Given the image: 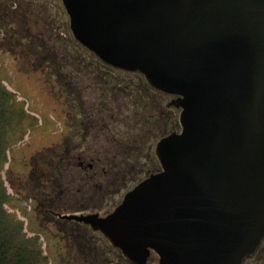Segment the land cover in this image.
<instances>
[{
    "label": "water",
    "instance_id": "95a60500",
    "mask_svg": "<svg viewBox=\"0 0 264 264\" xmlns=\"http://www.w3.org/2000/svg\"><path fill=\"white\" fill-rule=\"evenodd\" d=\"M76 39L179 95L162 169L90 224L132 264H245L264 238V0H63Z\"/></svg>",
    "mask_w": 264,
    "mask_h": 264
},
{
    "label": "rangeland",
    "instance_id": "374dc122",
    "mask_svg": "<svg viewBox=\"0 0 264 264\" xmlns=\"http://www.w3.org/2000/svg\"><path fill=\"white\" fill-rule=\"evenodd\" d=\"M69 21L62 0H0V86L12 94L0 159V186L8 195L4 207L11 222L21 226L20 238L38 253L40 264H132L103 233L59 213H108L142 179V173L130 175L128 170L134 163L143 164L148 148L153 144L154 150L164 134L163 118L148 119L161 95L145 85L128 87L127 122L136 123L134 106L143 97L149 110L140 107L141 128L134 126L130 133L132 128L126 125L124 135L120 131L131 139L130 149H144L141 153L136 149L130 160L120 154L115 161L119 177L76 176L80 173L73 164V140L83 111L102 98L101 87L93 81L109 73L137 76L100 64L95 53L76 39ZM73 59L94 64L79 71ZM101 126H106L107 136L115 135V123ZM153 150L146 162L155 168L160 162ZM245 263L264 264V240ZM147 264H159V255L152 252Z\"/></svg>",
    "mask_w": 264,
    "mask_h": 264
},
{
    "label": "flooded vegetation",
    "instance_id": "af4514ba",
    "mask_svg": "<svg viewBox=\"0 0 264 264\" xmlns=\"http://www.w3.org/2000/svg\"><path fill=\"white\" fill-rule=\"evenodd\" d=\"M66 12L68 13L67 9ZM69 20H70V15H69ZM69 24H70V29L72 30L71 21H69ZM98 60L101 61L100 64L106 67L120 71H127L129 73L136 74L135 76H137L136 78L130 75L131 77L127 78V77H119L118 74L109 73V74H104L100 78L93 81L99 87H101V89H98V91L102 93V98L97 99L96 101L93 100L92 104L89 107H86V109L84 110L85 112L83 111V115L85 116L84 119H82L80 122L79 120H77V122H79V125L76 136H78L79 134L83 138L82 140H78V137L75 136L73 140V164L74 167L80 173V174L75 173V175L83 176V177L86 176L92 179H100L101 177L106 176V178H109L110 180L112 177L117 178L120 176L118 172L119 170H117L118 163L115 162L118 159V157H120V154L124 155V161L126 159L130 160L128 159L129 156H135L136 149H138L136 147L134 149L129 148L130 145H132V143H131V139L126 140V138L123 136L124 129L126 128L125 126L128 125L130 128H132L129 131L130 133L134 131L133 129L134 126L141 128L140 127L141 123L137 116L141 112L140 107L144 108L145 111L149 110V103L147 102L146 98L143 97L142 99H140L138 103H136V105L134 104L135 105L134 108L137 109L136 123L131 124L127 122L126 120V117H128L127 112L131 108V105H129L130 102L126 100L127 89H129L128 87H133L137 85L135 87L142 88L145 85L152 88V90L158 91L161 95L160 98L156 97L158 103L156 105L154 104L157 110L155 109L156 111L150 114L151 116H149L148 119L153 120L155 122L158 119V117L163 118L164 119L163 124L165 128L164 134H162L159 137L158 141L156 142L154 150L152 147L153 144H151V146L148 148L149 151L145 154V156H147L145 157L146 161L147 159L150 158L149 155H151L152 150L155 153L157 159L159 160L156 153V147L159 140L162 137L170 134L173 131H181L182 124L180 117H181L182 107L174 103V101L178 98L179 95L156 88L147 80L146 76L141 71L129 70L115 66L113 64L106 62L100 57L98 58ZM75 61L76 60L73 59V64L76 65L75 68L76 69L78 68L79 71L83 70L84 68L88 70L89 66L94 64L93 62L88 61L86 59L80 60L78 62ZM135 80H138L139 82L135 83ZM125 82L127 83V85L125 84ZM173 119L174 120L177 119L176 124L172 123ZM101 122L105 124L115 123V126H117V128L115 127V129H117L115 131V135L113 134L111 136H107L109 134L106 135L105 133L106 126H101ZM122 128L124 129L122 130ZM121 130L123 135L120 132ZM104 133L105 135H103ZM105 136H107V141L101 142L102 138L103 139L106 138ZM143 149L144 147L138 150H140L141 153ZM146 161L144 160V162H142L143 164L140 165L134 163L133 168H130L128 170L129 171L128 173L130 175H134L136 173H142L143 177L142 179L139 180V182L144 178H146L147 176H149L150 174L162 169L161 163L158 167L154 168L149 166L148 164L149 162L147 163ZM135 162H138V159L135 158ZM129 165L130 164H128L127 166L129 167ZM136 165H138L137 168L135 167ZM146 166H148L146 170L148 173L145 176L143 175V171H145ZM100 187L104 188V184H100ZM131 188H129L128 190H130ZM94 212H99V211H94ZM263 240L264 238L262 239L261 243L263 242Z\"/></svg>",
    "mask_w": 264,
    "mask_h": 264
},
{
    "label": "trees",
    "instance_id": "16d2710c",
    "mask_svg": "<svg viewBox=\"0 0 264 264\" xmlns=\"http://www.w3.org/2000/svg\"><path fill=\"white\" fill-rule=\"evenodd\" d=\"M95 56L99 58L96 53ZM11 95L8 90L0 86V159L4 156L5 130L10 122ZM7 199L5 189L0 186V264H40L38 253L21 240V226L11 222L4 207Z\"/></svg>",
    "mask_w": 264,
    "mask_h": 264
}]
</instances>
